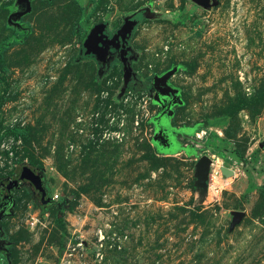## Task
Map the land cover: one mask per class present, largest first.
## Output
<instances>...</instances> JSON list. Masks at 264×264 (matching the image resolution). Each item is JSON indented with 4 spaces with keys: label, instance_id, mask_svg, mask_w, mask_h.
Returning a JSON list of instances; mask_svg holds the SVG:
<instances>
[{
    "label": "rangeland",
    "instance_id": "1",
    "mask_svg": "<svg viewBox=\"0 0 264 264\" xmlns=\"http://www.w3.org/2000/svg\"><path fill=\"white\" fill-rule=\"evenodd\" d=\"M215 1L0 0V201H50L13 190L0 263L264 264V0ZM137 13L131 76L84 54Z\"/></svg>",
    "mask_w": 264,
    "mask_h": 264
},
{
    "label": "water",
    "instance_id": "2",
    "mask_svg": "<svg viewBox=\"0 0 264 264\" xmlns=\"http://www.w3.org/2000/svg\"><path fill=\"white\" fill-rule=\"evenodd\" d=\"M196 6L206 9L211 6L217 5V2L215 0H189ZM136 23L134 21H131L130 19H126L124 25L116 32V34L111 39L105 38L103 35L105 31V25L104 24H97L93 26V28L88 33L84 43V54H94L97 58V61L101 64H104L106 62L107 57V50L109 45H113L114 41L121 37V40L123 43H125L127 35H131L132 30L134 29V26ZM175 70H172L171 72H168L164 74L161 77H155L154 79V87L157 91L160 92V89L157 87L158 82H164L171 77L174 74ZM124 73L125 78L129 76V69L124 66ZM173 93L175 91H172ZM164 94V92H161ZM260 148L264 147V143L260 144ZM211 164V160L207 156L201 157L197 162V173L199 175V187L205 188L206 186V179L209 171V165ZM19 169H16L15 171H18ZM223 173L225 175H229L232 173L230 170L223 168ZM28 182L33 186V188L40 194V201L43 205H47L50 203V201L46 198L47 197V191L44 188L41 172L39 169L35 167H23L20 172L18 173V178L16 180H13L8 186L6 191L3 193V197L0 201V220L5 214V210L11 205L12 203V192L14 189H17L19 187V184L21 182ZM241 217V214L239 212H236L234 214V222L239 220Z\"/></svg>",
    "mask_w": 264,
    "mask_h": 264
},
{
    "label": "flooded vegetation",
    "instance_id": "3",
    "mask_svg": "<svg viewBox=\"0 0 264 264\" xmlns=\"http://www.w3.org/2000/svg\"><path fill=\"white\" fill-rule=\"evenodd\" d=\"M141 17H142V13L141 14L137 13L134 17L131 18V21H134L135 23L136 22H140V19H142ZM120 28L115 30L111 35L105 36V38H107V39L113 38V36L116 34V32ZM133 31L134 30H132L131 34L133 33ZM130 36L127 35L125 43H123L122 40H121V37H119L118 39H116L114 41L113 45H109L108 50H107L106 62L104 64H101L100 62L99 63L104 67V66H107L109 64V60L110 59H118L119 62H120V67L122 68L123 71H124V66L129 69V63H130L129 62V59H130L129 48H130V46H129L128 42H129ZM82 49H83V51H85L83 46H82ZM130 76H131V74H130ZM169 78H171V77H169ZM168 83H169V79H167L164 82V84L160 81V82L157 83V87L160 89V92H164V94H166V96H164L162 98L160 97L161 98L160 100L161 101L165 100L166 101L165 102L166 105H172L175 102L173 101V96L174 95H172L171 93H172V91L175 90V88L170 87V85ZM147 90L156 92L155 91L156 89L154 87V81H152L151 85L149 87H147ZM9 208H10V206L5 210V214L4 215H6L9 212Z\"/></svg>",
    "mask_w": 264,
    "mask_h": 264
},
{
    "label": "trees",
    "instance_id": "4",
    "mask_svg": "<svg viewBox=\"0 0 264 264\" xmlns=\"http://www.w3.org/2000/svg\"><path fill=\"white\" fill-rule=\"evenodd\" d=\"M79 25H80V27H82L83 24L80 23ZM2 59H3L2 52H0V71H3L4 70L3 63H2ZM12 134L14 136H23L24 135V132H22V130L15 129V130H12ZM237 157L242 161V157H240V155L237 154ZM0 258H2V256H0ZM0 264H7V263H6V261H3Z\"/></svg>",
    "mask_w": 264,
    "mask_h": 264
},
{
    "label": "built area",
    "instance_id": "5",
    "mask_svg": "<svg viewBox=\"0 0 264 264\" xmlns=\"http://www.w3.org/2000/svg\"><path fill=\"white\" fill-rule=\"evenodd\" d=\"M203 134H204V132H203Z\"/></svg>",
    "mask_w": 264,
    "mask_h": 264
}]
</instances>
